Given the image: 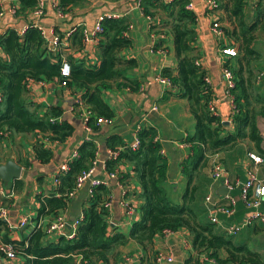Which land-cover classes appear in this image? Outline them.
<instances>
[{"label":"trees","instance_id":"16d2710c","mask_svg":"<svg viewBox=\"0 0 264 264\" xmlns=\"http://www.w3.org/2000/svg\"><path fill=\"white\" fill-rule=\"evenodd\" d=\"M18 1L20 7L17 13L23 15L35 10L39 2ZM60 1L63 8L83 5V0ZM217 1L220 4L218 11H223L219 21L226 23L225 33L238 52L232 66H228L235 75L236 87L232 91L234 130L227 133H224L221 118L209 109L212 91L206 87V72L196 65L199 57L194 28L197 19L194 11L188 8L190 0L140 2L145 15L161 17L163 29H160V33L173 38L177 69H166L163 76L176 86L178 96L187 101L189 111L196 121L195 135L185 141L190 145V155L182 163V172L188 179L182 206L172 205L166 197L163 184L167 179L168 163L161 154V143L156 141L155 129L139 132L140 147L136 151L127 148L118 136H111L107 140V147L121 150L118 159L106 161L107 171L115 172L120 161H126L132 166L141 186L140 220L134 223L128 237L119 231L109 232L105 219L107 209L103 206L110 201L109 191L104 185L94 187L90 206L84 210V219L77 228L75 238L60 237L56 242H45L46 236L41 228L30 235L27 243L11 241L9 233L4 237V242L14 245L16 251L26 259V264H75L79 256L83 263L110 264L116 259L119 249L130 241L148 250L155 237L163 235L165 231L176 232L181 229L189 232L196 256H191L186 264H208L204 260L200 262V255L215 259L219 264H263L248 248L236 246L229 236L218 233L215 225L206 220V211L201 207L203 197L195 182L208 167L213 155L229 151L239 143L253 144L254 150L264 160L263 135L259 129V120L264 118V78L258 82V73L263 71V57L257 46L260 38H264V0H257V16L252 23L247 22V0ZM102 27L103 32L97 44L99 65H87L69 57L71 79L67 88L83 89L86 105L95 116L109 120L114 117V113L104 101L102 91L113 83H121L132 90H138L140 86L137 81L128 78L136 62L122 58V53L132 47L131 40L125 36L130 27L128 20L107 17ZM152 31L159 32L154 25ZM72 36V45L83 50L82 29ZM0 47V90L3 94L0 105V142L6 133L12 137L41 133L53 141L65 142L73 135L74 127L63 119L61 122H51V119L62 118V109L55 106L43 109L41 105L34 104L26 88L29 80L61 81L62 53H50L42 31L33 26L23 34L10 31L3 35ZM91 125L94 130L98 129L94 119ZM77 151L78 158L70 161L68 171L59 176L57 194L38 199L41 204L39 218L56 215L66 209L71 202L70 193L76 188L78 176L93 167L98 153L95 142L85 141ZM34 152L42 163L52 160V152L42 144H37ZM16 183L22 184L20 181ZM219 251H225L228 258L219 259Z\"/></svg>","mask_w":264,"mask_h":264},{"label":"crops","instance_id":"0c3cea01","mask_svg":"<svg viewBox=\"0 0 264 264\" xmlns=\"http://www.w3.org/2000/svg\"><path fill=\"white\" fill-rule=\"evenodd\" d=\"M42 1L45 3L44 13L42 16H36L34 10L25 15L18 14L20 7L18 0H0L3 13L0 17V38L10 31L21 33L32 26L41 28L46 46L54 36L60 37L64 43L70 42L71 50L63 51V58L70 57L77 62L83 61L87 65L95 66L100 63L97 54L98 45H89L86 49L82 46L83 50L80 51L72 45V35L80 29H92L100 17L125 18L130 24L125 36L131 40L132 47L122 53V58L136 62V67L128 73V78L137 81L140 87L138 90H132L120 85L121 83H113L102 91L103 99L113 110L114 117L109 119L108 123L97 127V130L93 128L91 133H87L82 124L81 111L76 104L77 99L84 100L83 89L62 87L59 80L29 84L27 91L30 101L41 105L43 109L53 106L61 108L62 119L74 127V132L63 143L52 140L51 144L44 145L53 155L49 163H42L35 155L34 147L40 144L39 141H35L36 133L13 137L9 133L4 135V139L0 142V167L13 161L22 168V172L18 180L10 183H5L0 178V204L9 209L8 221H2L0 227L2 229L0 241L4 242V237L9 233L11 241L27 243L38 226H48L58 215L66 218L67 230H72L74 221L90 206L91 181L94 179L103 180L109 191L111 206L107 209L105 217L108 231H119L128 237L132 226L141 217V186L132 166L126 161L118 163L116 178L108 177L105 161L111 149L106 143L111 136H118L125 146L130 147L140 131L155 129L162 150L165 152L163 156L168 163L167 179L163 184L168 201L174 206H182L188 187V179L182 172V163L190 155V145L185 141L195 135L196 121L189 111L187 101L181 99L175 89H169L158 82L160 77H164V70L177 69L173 38L168 34L160 33L163 26L161 17L157 15L151 18L145 15L138 5L139 0H83L81 6L67 8L60 6L61 11L54 7L53 0ZM162 1L167 3V0ZM247 1V22L252 23L257 16V0ZM59 2L61 5L60 0ZM190 2L194 5L192 11L197 19L194 27L199 54L197 61L210 80L212 91L210 103L222 120L224 133L232 132L233 108L231 98L226 93L223 73L226 67L232 66L234 58L223 55L222 49L236 47L232 45L227 34L221 37L214 34L212 25L216 19L208 14L201 0H190ZM215 14V18L219 20L223 16V11ZM221 23L223 27L227 26L222 20ZM153 25L159 32L152 31ZM262 57L264 61L263 54ZM72 109L74 111H71ZM259 129L264 137V118L259 120ZM88 139L93 140L98 148L97 163L91 181H87L72 197L66 209L56 215L39 218L38 210L41 204L38 199L57 194L58 186L54 182L57 171ZM249 153H257L254 145L243 142L229 151L215 154L209 159L208 167L195 180L203 197L201 207L206 211V220L215 225L218 233L225 236H229L227 231L231 227L241 225L250 216L241 199V189L234 185L246 180V170L249 168H255L259 178L264 180V162L257 167L254 166L249 159ZM214 160L223 163L234 186L229 192V196L235 200L234 212L231 215L217 210V203L221 202L225 206H228V203L221 194L222 187L226 185L214 183L210 177ZM48 177H51L52 183L48 181ZM17 181L22 184L18 185ZM209 194L213 198L212 203L205 200ZM125 203L134 209L132 215L128 213ZM24 217L30 221L28 225L21 227L20 223ZM212 218L217 219V223H213ZM60 237L46 236L44 241L56 242ZM229 238L236 246L248 248L264 264V224L254 223L242 228L238 235ZM159 255H163V259L157 262ZM194 255L189 232L181 229L155 237L148 250L130 241L119 249L116 259L110 264H186V261ZM202 257L203 255L199 256L200 262L203 260ZM169 258L172 262L168 260ZM218 258L226 260L228 255L225 251H219ZM0 264H26V259L22 255L14 261L1 257Z\"/></svg>","mask_w":264,"mask_h":264},{"label":"built area","instance_id":"2783aa9c","mask_svg":"<svg viewBox=\"0 0 264 264\" xmlns=\"http://www.w3.org/2000/svg\"><path fill=\"white\" fill-rule=\"evenodd\" d=\"M174 0H167V3H171ZM204 7H206V10L208 12V14L214 16V22L212 25V30L214 32L215 35L221 37V36H225V30L224 27L222 25V23L215 18V13H217L218 9H219V3L217 0H201ZM140 2L141 0H139L138 5L140 6ZM53 4L54 7L57 8L59 11H61V7H60V2L59 0H53ZM141 8V7H140ZM188 8L190 10H193L194 5L191 3ZM45 10V3L42 0H39L38 2V6L36 7V9L34 10V15L36 16H42ZM3 15V13H0V17ZM106 17H100V19L97 21V23L95 24V26L92 29H88V28H84L82 30V46L88 47L89 45H96L99 42V36L102 34L103 32V27H102V22ZM40 30L42 31V29L40 28ZM24 32H21V34H23ZM43 34V31H42ZM44 36V34H43ZM68 41V40H67ZM47 49L50 53H63V51H68L71 50V44L68 41V43H64V41L58 37V36H54V38L48 42L47 44ZM0 52H1V47H0ZM222 54L231 58H234L237 56L238 52L235 48H223L222 49ZM62 67H61V81H60V85L62 87H67L69 85V81L71 79V63L69 62L68 59L66 58H62ZM196 65L198 67H201L200 63L198 61H196ZM223 77L224 80L226 82V93L229 95V97L231 98V104H232V108L234 110V103H233V98H232V91L235 89L236 87V81H235V75L233 73V71L229 68L226 67L223 73ZM264 77V71H262L261 73L258 74V81L262 80V78ZM41 83L43 84V81H35V80H29L26 83V88L29 89V84L30 83ZM158 82L161 83L162 85H164L165 87H168L169 89L172 90H176V86H174L171 81L165 77H160L158 79ZM205 83H206V87L208 89L211 90L210 87V80L208 78V76H206L205 78ZM3 102V94L0 90V105ZM77 106L79 107V111H81V120H82V124L84 129L86 130L87 133H91L93 131V127L91 125V121L92 119H94L95 122V126L99 127L102 124L108 123V119H104V118H97L95 116V113L92 111V109H90L87 105L85 100L83 99H77L76 101ZM209 109L211 110V112L217 116L216 110L214 109V107L212 106V104H209ZM71 111H74L73 109ZM61 122L62 118H58V119H51V122ZM91 140V139H88ZM87 140V141H88ZM35 141H39L40 144L42 145H49L51 144V139L49 136L47 135H43L41 133L36 134L35 136ZM156 141L159 142L158 138L156 137ZM263 141H264V137H263ZM264 146V145H263ZM140 147V141H139V137L137 136L134 143L127 148H130L134 151L138 150ZM123 150V148H122ZM109 155L107 160H116L119 158L120 156V150H109L108 151ZM164 151L161 150V154L164 155ZM79 156L78 151H74L71 158L67 161V163H65L64 165H62L59 170L57 171V175L54 178V182L55 184L58 186L59 184V176L65 174L68 171V163L70 161H73L75 159H77ZM249 159L253 162L254 166H259L261 165L264 160L263 158L257 154V153H249ZM106 160V161H107ZM106 161H105V170L106 173L108 174L109 178H116L118 176V172H110L108 173L107 168H106ZM96 163H97V159L94 162V165L91 169H89L88 171L82 172L78 178H77V182H76V188L75 190L70 193V197L72 198L84 185L87 181H91L93 174L95 172V167H96ZM210 177L212 179V181L214 183H222L223 185H226L229 189V192H231L234 188V186H238L241 189V199L246 207V209L249 211L250 216L241 224V225H237L235 227H231L228 231L227 234L229 236H236L239 234V232L242 230V228L245 227H249L251 225H253L254 223L260 222L262 224H264V180H262L261 178H259L257 171L255 168H249L246 170V180L241 182V183H236L234 186L232 185L231 181L229 180V175L228 172L226 171L223 163L221 161L218 160H214V162L212 163L211 166V170H210ZM106 186L105 182L103 180H97L94 179L91 181V190H90V194L92 195L93 192V188L94 187H98V186ZM223 199H225L228 203V206H225L224 204H222L221 202L217 203V210L223 214L226 215H231L234 212V206H235V200L228 195L224 196ZM205 200L208 203H212L213 198L212 196L209 194L206 196ZM103 206L108 209L111 206V200L107 201L103 204ZM125 207L127 208V211L129 214H133L134 213V209L127 203H125ZM9 209L5 208L3 205L0 204V221H4L7 222L8 221V212ZM84 219V214L81 215L78 219H76L74 221V223L72 224V230L68 231L67 230V225L68 222L66 220V218L62 215H58L55 217V219L48 225L45 227H41L38 226V228L45 233V236H51V235H57V236H61V237H66L68 239H73L76 237L77 235V228L79 227V225L83 222ZM29 219L24 217L20 223L21 227H25L26 225L29 224ZM212 222L213 223H217V219L212 218ZM169 233H173L170 231H165L164 234H169ZM19 252L16 251L14 245L12 244H8L5 242H1L0 241V258H4L6 260L9 261H14L17 259V257L19 256ZM203 260L210 263V264H219L217 263V261L215 259L209 258L206 255H203ZM163 259V255H159L157 257V262ZM170 262H172V259L169 258L168 259ZM75 264H88V263H83L82 257H76V262Z\"/></svg>","mask_w":264,"mask_h":264},{"label":"water","instance_id":"95a60500","mask_svg":"<svg viewBox=\"0 0 264 264\" xmlns=\"http://www.w3.org/2000/svg\"><path fill=\"white\" fill-rule=\"evenodd\" d=\"M22 172V168L18 166L13 161L8 162L6 165L0 167V178L5 183H10L11 181L18 180ZM221 194L226 196L229 194V189L227 186H223L221 189Z\"/></svg>","mask_w":264,"mask_h":264},{"label":"rangeland","instance_id":"374dc122","mask_svg":"<svg viewBox=\"0 0 264 264\" xmlns=\"http://www.w3.org/2000/svg\"><path fill=\"white\" fill-rule=\"evenodd\" d=\"M257 46L262 51V54L264 55V38H260ZM262 67H263L262 70H264V61H262ZM48 181L52 183L53 180L51 179V177H48Z\"/></svg>","mask_w":264,"mask_h":264}]
</instances>
